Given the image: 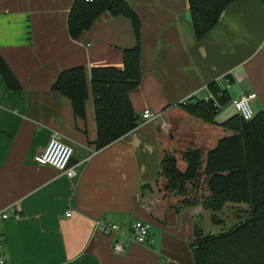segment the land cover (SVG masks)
Listing matches in <instances>:
<instances>
[{
	"label": "crops",
	"instance_id": "obj_1",
	"mask_svg": "<svg viewBox=\"0 0 264 264\" xmlns=\"http://www.w3.org/2000/svg\"><path fill=\"white\" fill-rule=\"evenodd\" d=\"M73 0H0V55L19 89L0 78V220L6 264H194L188 244L193 211L167 209L163 222L150 218L139 186L155 178L163 152L190 143L205 149L225 132L218 125L237 115L232 101L254 94L253 113L264 111V0H235L201 40L193 35L187 0H127L139 18L141 82L129 92L138 126L96 150L90 92L84 118L52 90L59 73L83 66L123 67V51L136 46L130 19L101 14L75 40L67 33ZM216 96L227 103L205 124L177 105ZM144 111L152 114L142 120ZM53 132L73 149L70 179L40 166ZM70 212V216H66ZM103 218L128 230L135 220L150 224L147 245L113 251L115 236L94 230Z\"/></svg>",
	"mask_w": 264,
	"mask_h": 264
},
{
	"label": "trees",
	"instance_id": "obj_2",
	"mask_svg": "<svg viewBox=\"0 0 264 264\" xmlns=\"http://www.w3.org/2000/svg\"><path fill=\"white\" fill-rule=\"evenodd\" d=\"M235 0H187L193 35L201 40L221 19ZM104 12L130 19L136 46L123 51V67L78 66L63 70L52 90L66 97L73 115L84 118L88 93L92 97L96 126L94 146L100 150L133 131L139 123L129 100V92L141 82L140 25L127 0H73L67 16V33L73 40L91 28ZM0 78L7 88L19 85L0 55ZM212 98L189 99L177 107L187 116L205 124L215 117L228 99L209 85ZM224 134L214 146L205 149L193 143L183 150L165 151L155 178L139 186L138 198L156 222H163L167 209L177 213L193 211V236L188 244L194 264H264V111L250 120L234 115L218 125ZM180 162L185 168L179 167ZM200 194V196H197ZM148 200V201H147ZM225 207L234 209L232 224L226 230L209 233L199 224L206 213L211 225L220 226ZM206 222V221H205Z\"/></svg>",
	"mask_w": 264,
	"mask_h": 264
},
{
	"label": "built area",
	"instance_id": "obj_3",
	"mask_svg": "<svg viewBox=\"0 0 264 264\" xmlns=\"http://www.w3.org/2000/svg\"><path fill=\"white\" fill-rule=\"evenodd\" d=\"M85 1L92 2V0ZM254 98V94H242L238 99L232 101L231 103L236 113L244 120H250L254 116L251 107V103ZM187 101L188 99L182 102L187 103ZM152 117V114L148 111H144L142 114L143 121H149ZM72 155L73 149L63 141V138L59 133L53 132L45 149L41 153L34 156V162L40 166H51L66 175L68 178L72 179L76 175L72 168H68V163ZM70 215L71 213L67 212L66 216ZM9 218H17L16 208L12 207L9 212H3L0 214V220H7ZM94 230L105 236L116 237L112 246L115 253L124 252L130 243L138 245H147L151 243L148 237L150 224L140 220L133 221L129 229L126 231L116 223L107 222L105 219L99 218L94 221ZM0 264H6L3 256L1 237Z\"/></svg>",
	"mask_w": 264,
	"mask_h": 264
},
{
	"label": "rangeland",
	"instance_id": "obj_4",
	"mask_svg": "<svg viewBox=\"0 0 264 264\" xmlns=\"http://www.w3.org/2000/svg\"><path fill=\"white\" fill-rule=\"evenodd\" d=\"M179 167L181 169H183V168H185V164L183 162H180ZM197 196H200V194H198ZM233 216L236 217V214L234 213V209H232L231 207H225L224 211H222V213H220V218L226 220L224 224H222L220 226L211 225L210 221L208 219V215L206 213H203V215H201L200 217H201V219H204V220L200 221L199 225L203 229L208 231L209 233H218V232H221L223 230L228 229L229 227L232 226L233 223H235L234 220L232 221Z\"/></svg>",
	"mask_w": 264,
	"mask_h": 264
},
{
	"label": "water",
	"instance_id": "obj_5",
	"mask_svg": "<svg viewBox=\"0 0 264 264\" xmlns=\"http://www.w3.org/2000/svg\"><path fill=\"white\" fill-rule=\"evenodd\" d=\"M72 158V157H71ZM71 162V159H70V161H69V163ZM69 163H68V165H69Z\"/></svg>",
	"mask_w": 264,
	"mask_h": 264
}]
</instances>
